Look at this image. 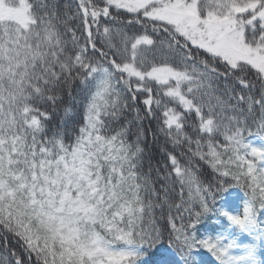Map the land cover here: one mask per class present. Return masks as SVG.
Masks as SVG:
<instances>
[{
  "label": "snow or ice",
  "instance_id": "1",
  "mask_svg": "<svg viewBox=\"0 0 264 264\" xmlns=\"http://www.w3.org/2000/svg\"><path fill=\"white\" fill-rule=\"evenodd\" d=\"M0 240V264H264V0H0Z\"/></svg>",
  "mask_w": 264,
  "mask_h": 264
},
{
  "label": "trees",
  "instance_id": "2",
  "mask_svg": "<svg viewBox=\"0 0 264 264\" xmlns=\"http://www.w3.org/2000/svg\"><path fill=\"white\" fill-rule=\"evenodd\" d=\"M69 2H71V0H69ZM141 107H143V106L141 105ZM192 118L194 119V114H193ZM145 128H148L147 122L145 123ZM151 128L152 129L156 128V122L155 121H153ZM188 130L191 131V129H188ZM151 141H152V137L149 135L148 136V144L149 145L151 144ZM152 150L154 151V149H152ZM155 158L160 159L159 155H157ZM209 172H210V170H209ZM235 191L239 193V198L236 200V203L240 207V204L243 205L244 193L238 187L235 189ZM221 220H223V217H221L219 219L213 217L211 219H207V220L203 221L202 227H200V229H199L200 233H204L207 235L209 233L218 232V231L223 230L224 225L221 224ZM177 223L179 224V221ZM224 224L226 225L227 222L224 221ZM239 239L244 240L245 237L243 235H240ZM164 245H165V247H167V245H168L167 240L164 241ZM9 248L10 249L12 248V242L11 241L9 242ZM205 255L207 256L208 254H205ZM7 256H10V251L7 255H5L4 248H3V241L0 240V259H7Z\"/></svg>",
  "mask_w": 264,
  "mask_h": 264
},
{
  "label": "rangeland",
  "instance_id": "3",
  "mask_svg": "<svg viewBox=\"0 0 264 264\" xmlns=\"http://www.w3.org/2000/svg\"><path fill=\"white\" fill-rule=\"evenodd\" d=\"M242 207H243V205H242V204H240V207H239V208H240V210H241V211H242Z\"/></svg>",
  "mask_w": 264,
  "mask_h": 264
}]
</instances>
